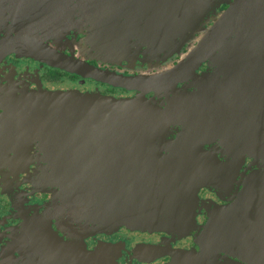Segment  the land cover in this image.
I'll list each match as a JSON object with an SVG mask.
<instances>
[{
	"label": "water",
	"instance_id": "obj_1",
	"mask_svg": "<svg viewBox=\"0 0 264 264\" xmlns=\"http://www.w3.org/2000/svg\"><path fill=\"white\" fill-rule=\"evenodd\" d=\"M107 3L90 0L88 4L94 26L91 38L97 39L91 41L100 54H114L115 42L123 32L116 24L125 22L121 15L126 16L127 30L161 49L172 47L178 39L183 41L202 24L209 9L218 17L204 30L187 60L155 75L131 76L99 68L25 33L8 37L0 43V53L23 51L66 71L144 93L117 99L75 90L27 91L24 102L33 107L17 108L14 116L8 109L7 119L26 118L30 124L21 126L22 132L29 126L30 132L41 131L43 142L57 144L50 151L51 182L61 184L73 207L98 222L114 225L185 233L194 220L183 204L216 176L218 181L235 178L245 158L253 157L257 168L246 175L237 202L226 206L248 207V225L232 227L217 240L244 261L228 259L225 264H264V0H233L221 13H217L220 0H133L117 14L110 13L114 5ZM104 40L109 43L101 45ZM207 59L223 75L216 82L208 79L197 91L180 92L178 79ZM168 90L175 98L186 96L171 101L185 104L184 108L162 109L155 99L145 97L146 92ZM174 118L182 119L185 127L170 140ZM214 137L228 147L226 161L210 155L212 164L210 159L207 165L183 168L158 161L160 144L199 143ZM120 144L137 146V154L151 152L153 157L120 159ZM122 152L125 154L124 149ZM213 167L215 172H211ZM218 227L213 224L211 231L218 235Z\"/></svg>",
	"mask_w": 264,
	"mask_h": 264
},
{
	"label": "flooded vegetation",
	"instance_id": "obj_2",
	"mask_svg": "<svg viewBox=\"0 0 264 264\" xmlns=\"http://www.w3.org/2000/svg\"><path fill=\"white\" fill-rule=\"evenodd\" d=\"M81 1L0 0V43L25 33L58 52L99 68L131 76L155 75L187 60L204 30L218 17L209 9L202 24L199 23L201 26L190 30L183 41L178 39L172 47L161 49L127 30L126 16L121 15L119 18L125 22H120L122 26L116 24L123 32L115 42L114 54H100L93 46L97 39L91 38L94 26L89 21L93 18L88 7L90 0H83L86 5L83 7V3L79 5ZM230 1L233 0H220L217 13L226 9ZM132 2L108 0L107 4L114 5L110 13L117 14L122 6ZM99 27L105 30V26ZM108 43L104 40L101 45ZM218 69L212 59H207L192 73L180 77L177 89L194 92L208 79L216 82L223 75ZM33 90H80L117 99L135 98L144 93L66 71L23 51L0 53V264H225L228 259L244 262L217 237L230 233L232 227L248 225L245 214L248 207L226 206L237 202L246 175L257 168L253 157L245 158L235 178L218 181L216 176L209 185L200 186L191 200L186 199L189 203L183 204L185 213H191L194 222L185 233L98 222L92 215L73 207L61 184L51 182L53 154L50 151L57 144L43 142L41 131L30 132L29 126L22 132L21 126L30 124L26 118L6 117L8 109L14 116L18 114L17 108H32L24 99L25 92ZM145 97L155 99L162 109L185 107L171 101L185 100L186 96L175 98L170 90L161 94L146 92ZM184 127L182 119L174 118L170 122L169 139H174ZM210 140L160 144L158 161L180 168L188 164L207 165L210 159L212 164L214 159L210 155L226 161L228 147L220 138ZM119 149L118 157L124 156L126 161L153 157L151 152L137 154L134 151L137 146L120 144ZM212 171L215 172L214 167ZM213 224L219 226L221 236L211 231Z\"/></svg>",
	"mask_w": 264,
	"mask_h": 264
},
{
	"label": "rangeland",
	"instance_id": "obj_3",
	"mask_svg": "<svg viewBox=\"0 0 264 264\" xmlns=\"http://www.w3.org/2000/svg\"><path fill=\"white\" fill-rule=\"evenodd\" d=\"M191 43V42H190ZM75 91H79V92H81L80 90H75ZM81 93H85V92H81Z\"/></svg>",
	"mask_w": 264,
	"mask_h": 264
}]
</instances>
